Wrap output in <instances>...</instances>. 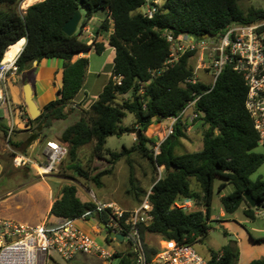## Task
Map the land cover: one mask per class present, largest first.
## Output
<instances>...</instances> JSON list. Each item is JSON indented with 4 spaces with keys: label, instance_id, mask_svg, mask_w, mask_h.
Listing matches in <instances>:
<instances>
[{
    "label": "trees",
    "instance_id": "16d2710c",
    "mask_svg": "<svg viewBox=\"0 0 264 264\" xmlns=\"http://www.w3.org/2000/svg\"><path fill=\"white\" fill-rule=\"evenodd\" d=\"M24 1L0 0V62L6 51L22 39H26V45L17 61L19 74L44 59L64 61L62 88L57 99L46 105L39 117L30 120L41 127L67 119L68 107L83 90L89 59L79 56L91 50L98 55L105 52L104 44L96 41L88 44L80 38L93 15L97 12L105 15L99 34L109 33L110 21H113V31L108 37L110 47L115 50L111 76L90 108L81 110L80 119L64 130L58 142L69 148V168L98 185L103 177L112 173L116 163L123 159L129 162L134 154L149 160L155 170L164 167V174L154 181L150 190L153 220L148 226H140L144 240L146 235H156L193 246L204 242L211 230L209 220L216 181L220 182L219 193L228 186L233 187V192L220 200L226 214L232 215L244 207V216L255 220L257 213L264 211V179L251 180L264 165V155L255 153L259 136L246 109L248 88L242 75L227 65L214 85L189 82L195 76L191 60L196 51L185 53L177 63L165 68L172 47L167 40L168 34L175 38L183 35L197 39L219 37L232 24L263 22L264 9L252 7L244 11L241 3L245 0H162L160 5L155 0H43L23 11ZM149 3L155 8L152 19L141 11ZM81 9L87 14L82 18L80 34L66 35L65 24ZM126 96L129 98H123ZM197 97L194 112L198 114L197 120L207 127L202 148L192 153H176L188 128V120L180 118L173 135L164 141L160 154L155 157L151 149L155 140L146 135L149 128L179 116L187 103ZM127 114L135 117L141 135L132 147L123 146L120 152L112 151L107 148V139L115 133L129 131L122 126ZM212 128L218 132L213 136ZM3 132L7 137L8 131ZM38 138L31 136L27 145ZM9 144L15 149L22 145L12 139ZM88 145H93V157H109L110 169L90 177L79 162L80 150ZM14 155L13 152L0 153L3 168L0 179H10ZM129 183L137 199L147 196L148 192L136 186L132 171ZM246 192L253 196L256 208L247 203ZM182 199H191L203 209L188 212L172 208ZM49 217L63 221L94 218L108 224L116 216L112 209L98 211L95 202H83L76 185H65L54 200ZM224 235L228 237L227 232ZM106 242L109 245L115 242L111 231H107ZM127 248L114 253L111 260L135 264L129 243ZM146 249L148 260L152 261L158 248L146 244ZM239 257L237 242L230 240L221 250H210L206 260L207 264H238ZM251 264H264V258Z\"/></svg>",
    "mask_w": 264,
    "mask_h": 264
},
{
    "label": "built area",
    "instance_id": "2783aa9c",
    "mask_svg": "<svg viewBox=\"0 0 264 264\" xmlns=\"http://www.w3.org/2000/svg\"><path fill=\"white\" fill-rule=\"evenodd\" d=\"M147 6L143 14L152 19L155 8L151 3ZM167 40L172 47L170 58L165 63L166 69L177 63L187 52L196 51V54L201 56L195 76L189 80L191 83L201 81L198 70L207 69L206 61H204L206 56L210 60L208 68L211 69L210 75L213 77L212 85L227 65L232 66L242 75L248 88L246 109L258 133V144L264 148V21L232 24L219 37L197 39L190 35H183L175 38L168 34ZM25 45L26 43L11 60H5V53L0 62V107L5 106L6 114L9 116L13 113V107L7 92L8 83L19 75L17 61ZM197 100L198 97L187 103L179 116L167 119L168 125L152 146L155 157L160 154L164 141L173 135L174 126L178 120L186 117L187 111H192L190 122L198 118V114L194 112ZM14 130L13 122L8 130V144ZM9 149L15 154L13 157L15 168H30L42 179L55 173L58 166L69 155V148L58 141H47L41 152L42 159L38 160L15 148ZM149 195L150 192L142 204L131 211L122 210L114 204L97 202L98 211L112 209L116 216L111 218L108 224L101 223L105 226L103 229L111 231V234L124 236L123 242L127 241L130 244L135 264H207L206 258L202 257L193 245L164 239H161L152 261L148 260L146 243L140 233V226H148L153 220ZM194 207L195 203L191 199L177 200L172 206V208L188 212L193 211ZM259 214L264 215V211H260ZM113 238L115 242L120 241ZM78 255L94 256L102 264H111L113 253L105 250L91 235L80 230L74 221L65 220L58 225L30 226L15 220L0 218V264H75V258Z\"/></svg>",
    "mask_w": 264,
    "mask_h": 264
},
{
    "label": "rangeland",
    "instance_id": "374dc122",
    "mask_svg": "<svg viewBox=\"0 0 264 264\" xmlns=\"http://www.w3.org/2000/svg\"><path fill=\"white\" fill-rule=\"evenodd\" d=\"M156 4H161L162 0H155ZM241 7L244 11H247L249 8H260L264 9V0H245L241 3ZM22 9V7H21ZM147 10V6L141 9L142 12ZM83 17H86V10L81 9ZM105 16L102 12H97L93 15L89 27L93 31H97L101 26ZM81 27L78 29L77 34H80ZM103 35H107V32H103ZM84 38V37H83ZM92 38V37H91ZM89 59V71L91 75H87V81L85 84V89L89 92L92 97H97L98 94L102 91L104 85L109 80V72L111 71V62L110 61V52H104L101 55H98L94 50L88 52ZM206 61L207 69L198 70L199 79L206 83L207 85H212L213 77L210 75L211 69L210 60L206 56L204 58ZM201 62V56L196 54L192 60L191 64L194 66L195 71ZM30 77H32L30 75ZM32 79V78H31ZM40 89H42V84ZM44 86V85H43ZM53 93L48 94L46 97H43L40 101L36 96L33 95V102H39L40 105L44 106L47 103L53 101ZM57 96H55L56 98ZM129 98V96L123 97ZM122 99V98H121ZM68 118L61 121H54L50 127H41L37 123H31L30 115L27 111L24 112L23 119L26 120V125L29 126L28 129H23L21 126L20 129L14 130L11 139H15L14 142L22 143L21 147L17 150L22 153H27L33 156L35 159H42L41 152L45 146V143L50 139L59 140L61 134L64 130L78 121L81 116V109L74 104L68 107ZM191 110L187 111L186 117L184 119L188 120V128L185 133V137L181 139L180 146L177 148V154L183 153H192L199 151L202 148L203 136L207 127L203 125L201 120H194L193 122L189 121L191 116ZM13 118H10L6 114V107H0V131L9 130L8 127L13 123ZM168 120H163L161 123H156L152 125L146 135L156 140L158 136L163 134L164 128L168 125ZM122 126L129 128V131L120 135L111 136L107 139V148H110L112 151L120 152L123 146L128 148L132 147L136 140L134 133L130 131L137 129L135 117L132 114H127V117L123 119ZM217 134V131H214ZM39 136L40 143L35 145L36 148L33 152V148L28 147L27 142L31 136ZM15 137V138H14ZM4 142L1 141V151L2 154L11 153L9 148H13L7 142V137H4ZM93 145H88L80 150L79 152V162H81L82 167L86 172L90 174V177H94L97 173L110 169L109 157H104L103 159L93 157ZM152 149V147H151ZM255 153L264 155V148L258 146L255 149ZM69 158H67L58 166L55 173L45 177L44 179L39 178L37 173L33 170H27L24 168H14L10 172V179H0V199H6L4 201L5 205L0 203V208H2V213L8 219L15 220L20 223L26 224H35L43 216L44 209L46 205V200L42 201V204L39 199L29 195L33 190L39 191H48L50 200H54L61 192V189L65 185H76L79 190L80 199L84 200L85 198L89 199L88 202H100L104 204H114L116 207L131 211L139 207L144 198L137 199L135 194L132 192V186L129 183L130 171H132L136 186L145 191L150 192L154 181L159 179L164 174V168H158L155 170L151 165L150 161L146 158H142L134 154L130 161L127 162L125 159L116 163L112 168V173L103 177L100 185L95 183L92 180H85L75 173L72 169L69 168ZM264 179V165L251 176V180L256 181L257 179ZM219 181H216L215 184V194L212 203V214L216 217L220 215L223 210L221 204V197L229 195L233 192V187L228 186L222 193L218 192ZM193 188L196 187L193 183ZM131 190V193L129 191ZM28 192V193H27ZM142 201V202H141ZM43 206V207H42ZM203 207L200 205H195L193 211L202 210ZM244 207H241L236 213L232 215L227 214L228 219H232V227H237L241 231L247 233L246 237L251 238V235L255 239H264V216H259L255 220L247 219L243 214ZM246 222V223H244ZM236 223L239 225L237 226ZM49 225V223H46ZM211 230L208 238L205 239L202 243H196L194 248L197 252L204 258L210 257V249L221 250L222 247L226 246L231 240V236H234L229 228H224L221 226L220 222L212 221L209 222ZM224 232L228 233V237H225ZM235 237V236H234ZM236 238V237H235ZM161 237L156 235H146L145 243L152 247L158 248L160 246ZM236 241V240H234ZM237 242V241H236ZM128 247V242L125 241L119 246L114 242L110 244L109 251L114 253H120L125 251ZM237 247L240 252V248L237 244ZM85 258V257H84ZM263 258V257H262ZM261 259V258H260ZM89 263L87 264H102L100 260H93L89 258ZM111 264H119V259H114L111 261Z\"/></svg>",
    "mask_w": 264,
    "mask_h": 264
},
{
    "label": "crops",
    "instance_id": "0c3cea01",
    "mask_svg": "<svg viewBox=\"0 0 264 264\" xmlns=\"http://www.w3.org/2000/svg\"><path fill=\"white\" fill-rule=\"evenodd\" d=\"M41 1H43V0L34 1L33 3H27V0H25L21 4L22 10L25 11L32 4H35V3H38ZM147 8H148V6H147ZM110 24H111L110 32L107 35H103L102 33L99 34L98 30L97 31L91 30L89 25H88L87 27H85L80 38L83 41L87 42L88 44H92L94 41L104 44L105 52L111 53L109 62L112 63L111 64V71H112L113 60L115 57V50L112 47H110L108 37L113 31V21H110ZM22 40H24L26 43V39H22ZM92 51L93 50H91L90 52H92ZM79 57L88 58V54H81ZM63 69H64V61L62 59H58V58L44 59L41 61L40 64L34 65L29 70H27L25 73L19 74L17 78L13 79L12 81H10L8 83L7 92L9 95V99L12 103V107H13V113L9 117L13 118L12 121L15 123V130L20 129L21 126L23 127V129L24 128L28 129V127H29L25 124L26 120L23 119V116H22L25 111H27V113L29 114L28 107H27L25 100H24V92H23L24 86L26 84H30L32 87V90H33V95L36 96L39 101L43 97H46L48 94H51V92H52L53 96H54L53 97L54 98L53 101H54L57 99L58 92L62 88ZM111 71L108 74L109 78L111 76ZM30 75L32 77H30ZM87 75H91L89 69H88ZM87 75H86V78H87ZM86 81H87V79L85 80V84H86ZM40 84H42V89L44 88L45 91H42L40 89V87H39V86H41ZM84 87H85V85H84ZM84 87H83V90L78 95V97L76 98V100L74 101L73 104L76 105L78 107V109L88 110L90 108V106L92 105V103L98 98V96L100 95V93L102 91L98 94L97 97H92V95H90L89 92ZM55 96H57V97L55 98ZM49 103H47L46 105H48ZM36 105L41 111H43L44 107L46 106V105H44V106L40 105L39 102H36ZM10 127H11V125L8 127V129H10ZM4 137H6L4 132L0 131V151H1V147H2L1 141L4 142V139H3ZM13 141H15V139H13ZM48 141H57V140L50 139ZM16 143H18V142H16ZM39 143H40V139L38 138L36 141H34L28 147L33 148L32 150L34 152V150L36 149V148H34V146L38 145ZM2 170H3V168H2V165L0 164V175L2 174ZM29 195H31L32 197L36 196V198L40 200L41 204H42L43 200H46V205H45V207L42 206L44 209V213H43L42 218L40 220H38V222L35 224H27V225L39 226L41 224H46V223H49V225H58V224L63 222V220H61L59 218L49 217V212H50L52 204L56 198L54 200H50V196H49L48 191L33 190L31 193H29ZM78 196H79V190H78ZM6 200H7V198L6 199H0V203L2 205H5L4 201H6ZM82 201L88 202L89 199L85 198ZM1 209L2 208H0V218L8 219V217H5V215H3ZM259 216H264V215H261L258 212L257 218H259ZM227 217L228 216L224 212V210H222V212L220 213V215L218 217L214 216L211 213V217H210L209 222H212V221L220 222L221 226H223L224 228L227 227L232 232H234V236L236 237L237 244L240 248V257H239L238 264H251L255 260H258L262 257L264 258V239H261V240H263L261 243H256L253 240L252 235H251V238L248 239L246 237L247 233L245 234V231H241L237 227H232L231 222H233V220L232 219L226 220ZM74 223L80 230L91 235L97 241L98 244H100L105 250L109 251L110 245L106 242L107 231L105 229H103L101 223H99L94 218L81 219V220L74 221ZM233 223H235V222H233ZM244 223H246V222H244ZM24 224H26V223H24ZM236 225L239 226L237 223H236ZM122 242L123 241H117L115 243L119 246L120 244H123ZM210 250H214V249H210ZM215 251H218V250H215ZM109 252L113 253V251H109ZM89 258H92L93 260L94 259L99 260L98 258H96L94 256L78 255L75 258V264H87V262L89 263V261H90Z\"/></svg>",
    "mask_w": 264,
    "mask_h": 264
},
{
    "label": "water",
    "instance_id": "95a60500",
    "mask_svg": "<svg viewBox=\"0 0 264 264\" xmlns=\"http://www.w3.org/2000/svg\"><path fill=\"white\" fill-rule=\"evenodd\" d=\"M82 18H83V15H82L81 11L77 10L75 12L74 16L65 24V26L63 28L64 33L68 36L75 35L81 26ZM204 38L207 39V38H210V36H205ZM23 92H24V100H25V103L28 107L30 118L32 120H34L41 115L42 111L33 102V90H32V87L30 84H26L24 86ZM130 132L134 133L136 138H138L141 135V131L138 129H133ZM117 134L120 136L122 135V133H115V135H117ZM214 134H215L214 129L212 128L211 135L213 136ZM244 197H245L247 203L252 208L257 207L255 200H254V198L250 192H246L244 194ZM102 227L105 228L104 225H102ZM111 235L120 241L124 240V236L121 234L112 233ZM231 240H236V238L234 236H231Z\"/></svg>",
    "mask_w": 264,
    "mask_h": 264
},
{
    "label": "bare ground",
    "instance_id": "6f19581e",
    "mask_svg": "<svg viewBox=\"0 0 264 264\" xmlns=\"http://www.w3.org/2000/svg\"><path fill=\"white\" fill-rule=\"evenodd\" d=\"M34 1H39V0H27V3H33ZM25 41L24 40H20L18 43H16L15 45L11 46L8 51H6V55H5V60H11L21 49V47L24 45Z\"/></svg>",
    "mask_w": 264,
    "mask_h": 264
}]
</instances>
